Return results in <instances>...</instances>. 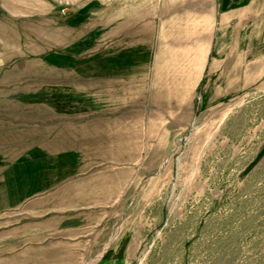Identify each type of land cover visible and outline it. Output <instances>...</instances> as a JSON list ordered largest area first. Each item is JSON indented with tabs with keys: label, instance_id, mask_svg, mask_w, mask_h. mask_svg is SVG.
I'll return each mask as SVG.
<instances>
[{
	"label": "rangeland",
	"instance_id": "1",
	"mask_svg": "<svg viewBox=\"0 0 264 264\" xmlns=\"http://www.w3.org/2000/svg\"><path fill=\"white\" fill-rule=\"evenodd\" d=\"M217 3L0 0V264H264V0Z\"/></svg>",
	"mask_w": 264,
	"mask_h": 264
},
{
	"label": "crops",
	"instance_id": "2",
	"mask_svg": "<svg viewBox=\"0 0 264 264\" xmlns=\"http://www.w3.org/2000/svg\"><path fill=\"white\" fill-rule=\"evenodd\" d=\"M260 1L261 0H218L215 20L217 21L220 28H224L228 23L236 21L238 19L240 20V22H242L241 19L244 18L242 14L256 12V8ZM259 21V19L255 20V27H257Z\"/></svg>",
	"mask_w": 264,
	"mask_h": 264
}]
</instances>
